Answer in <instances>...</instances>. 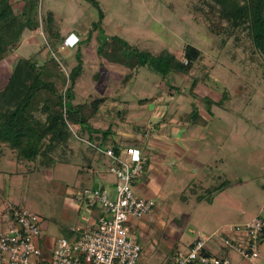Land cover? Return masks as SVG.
Returning a JSON list of instances; mask_svg holds the SVG:
<instances>
[{
    "label": "rangeland",
    "instance_id": "obj_1",
    "mask_svg": "<svg viewBox=\"0 0 264 264\" xmlns=\"http://www.w3.org/2000/svg\"><path fill=\"white\" fill-rule=\"evenodd\" d=\"M96 1L101 21L99 10L88 0H42L44 9L61 24L69 51L66 61L63 53L47 46L39 24L0 62V94L18 58H33L41 64L52 52L59 67L46 66V70L51 76L57 72L64 76V90L79 53L83 72L73 87L74 103L106 97L90 122L99 134L91 141L106 149L121 136L151 134L146 136L148 144L140 146L145 164L135 185L144 182L145 176L151 178L156 165L159 174L154 181L162 191L149 198L157 221L129 224L130 240L141 247L137 264L174 263L193 239L209 236L220 247L210 249V255L228 253L225 256L236 264L243 259L223 244V237L229 225L245 217L243 212L257 213L264 201V75L259 55L253 53L243 32L236 41L235 35L209 31L203 15L193 8L198 0ZM118 39L136 54L168 50L184 64V48L189 44L201 52V59L187 75L171 71L162 77L145 66L137 67L123 82L128 70L110 62L121 55V51L110 54L112 42ZM223 93L227 97L220 103ZM192 111H198L206 123L179 121ZM78 135L86 140L90 130H78ZM72 144L84 152L81 157L73 153L71 164L33 170L31 164L17 162L11 155L0 163V207L15 204L35 214L43 235L39 248L48 252L56 241L74 240L87 223L97 220L102 207L97 204L89 210V196L84 192L113 190L117 182L109 172L111 159L87 151L77 140ZM178 144L186 147L185 153L179 152ZM155 151L162 153L158 162ZM89 157L93 172L78 166Z\"/></svg>",
    "mask_w": 264,
    "mask_h": 264
},
{
    "label": "trees",
    "instance_id": "obj_2",
    "mask_svg": "<svg viewBox=\"0 0 264 264\" xmlns=\"http://www.w3.org/2000/svg\"><path fill=\"white\" fill-rule=\"evenodd\" d=\"M22 1L24 5L19 9L15 0H0V62L19 48L26 32L33 31L39 24L50 49L55 50L64 41L60 22L53 12L44 9L42 0ZM88 1L99 10L101 21L103 15L98 2ZM193 8L200 11L213 34L235 35L237 41L239 33H245L250 39L251 50L260 57L264 75V0H198ZM118 51H121V55L110 62L128 70L123 82L134 74L137 67L145 66H150L162 77L171 71L187 75L201 59V52L189 44L184 48L185 64L168 50L155 55L149 52L136 54L131 46L120 39L112 42L110 54ZM75 59L76 65L70 69L67 77L69 86L64 90V76L59 72L51 76V72L45 69L46 65L58 69L59 64L54 58H47L40 64L33 58L20 57L12 64L0 94V163L11 155L17 162L31 164L33 170L43 171L59 164H71L73 153L81 157L84 151L76 149L72 140L86 145L87 151H97L94 147H100L91 141L92 137H99L95 136L98 132L90 122L96 119L106 97L74 103L73 87L83 72L79 53ZM226 97V93H223L220 103ZM179 121L196 126L206 123L198 111L180 116ZM70 126L78 128L72 131ZM82 129L90 130V137L86 140L78 135V130ZM103 134L105 139L108 138L107 131ZM140 144L134 141L130 146L140 147ZM108 147L117 154L122 149L116 143ZM88 160L90 157L86 158L85 164L78 166L86 169L90 165ZM262 235L263 232L260 237Z\"/></svg>",
    "mask_w": 264,
    "mask_h": 264
},
{
    "label": "built area",
    "instance_id": "obj_3",
    "mask_svg": "<svg viewBox=\"0 0 264 264\" xmlns=\"http://www.w3.org/2000/svg\"><path fill=\"white\" fill-rule=\"evenodd\" d=\"M65 42L57 47V53L66 50ZM56 59V53L52 52ZM73 131V126H70ZM112 160L109 172L117 182L107 190H86L87 203L100 204L103 216L87 225L77 239L56 241L49 252L39 248L43 235L38 219L23 206L8 204L0 208V264H137L141 247L130 240L129 224L132 221L156 222L154 203L136 192L135 183L141 178L145 159L133 146L122 148L117 154L111 147H94ZM241 227H231L223 237V244L233 248L244 261L259 256V241L264 230L260 218L245 225V239L235 241L233 234ZM212 236L196 238L185 253L177 255L174 264H231L226 257L210 255Z\"/></svg>",
    "mask_w": 264,
    "mask_h": 264
},
{
    "label": "crops",
    "instance_id": "obj_4",
    "mask_svg": "<svg viewBox=\"0 0 264 264\" xmlns=\"http://www.w3.org/2000/svg\"><path fill=\"white\" fill-rule=\"evenodd\" d=\"M16 5H20L19 6V9L24 5V3H23V1L22 0H16ZM31 33H32V31L31 32H26L25 34H24V36L27 38H29L30 37V35H31ZM24 38V37H23ZM27 38V39H28ZM61 44V43H60ZM58 47V46H57ZM57 49V48H56ZM66 51V52H65ZM64 52H63V58L65 59V61H66V58L65 57H67L68 56V49H66ZM57 52V51H56ZM57 54H60V53H57ZM69 59V58H68ZM47 67H52V65H46ZM45 69H46V67H45ZM73 128L74 129H77L78 127L77 126H73ZM95 136H99V134H95ZM146 136H148V137H151V134L150 133H148L147 132V135L146 134H140V133H137V134H135V135H125V136H121L119 139L118 138H116V141L114 142V143H116V144H118L119 145V147L120 146H122L121 148H124L125 146H130V144H132V142H134V141H137V142H140L141 144H140V146H146L147 144H148V140L146 139L147 137ZM123 142H125V145H123ZM179 146V149H180V153H182L183 154V152L185 153L186 152V147L183 145V144H178ZM108 146H111L110 144H108ZM177 147V146H176ZM135 148L141 153V155L143 156V153H142V151H141V149H140V147H136L135 146ZM145 151V150H144ZM155 162H158V160H160L159 158V156H162V153L161 152H156L155 151ZM156 157H158V159H156ZM90 161V160H89ZM149 161L148 160H146V163H148ZM91 161H90V165L86 168V169H83V170H87L88 172H93V170L91 169ZM156 165H154V169H152L151 171H152V175H151V178H148V176L146 177L145 176V181L144 182H142V183H138V184H136L135 185V187H136V192L138 193V194H141L142 196H144V197H146V198H151L152 196H159L160 195V193H161V191H162V188L161 187H157L156 186V183H155V181H154V178L156 177L155 175H158L159 174V171H158V169H157V166L155 167ZM56 167V166H55ZM80 170V169H79ZM153 177V178H152ZM187 187H189V186H187ZM106 188V187H105ZM110 188V187H109ZM108 189V188H107ZM112 189H110V190H107V191H111ZM1 193V192H0ZM0 198H3V196L0 194ZM264 200V199H263ZM97 206V204H95V205H93V207H91V206H87L86 205V207L89 209V210H93V209H95V207ZM0 208H2V207H0ZM74 211L78 214L79 213V211L78 210H75L74 209ZM243 214H244V216L245 217H241L240 218V220H239V223H236V224H232V225H229V227L231 228V227H234V226H239V227H241V230L239 231V232H237L236 234H233V237H234V239H236V241L237 240H242V239H245V231H244V229H243V226H244V224H246L251 218H253V217H258V218H260L263 222H264V201H263V204L261 205L260 204V207H259V211L257 212V213H253L252 215L251 214H249V215H247L245 212H243ZM99 216H97V218L98 217H100V216H103L104 215V213H103V209L101 208V211H100V213L98 214ZM96 220V219H95ZM94 220V221H95ZM246 220V221H245ZM94 221H92V222H89V223H87V225H89V224H93L94 223ZM241 221V222H240ZM1 222V221H0ZM1 225H2V228H1V230L4 228V225H3V223L1 222ZM140 225V224H139ZM140 228L142 229V228H144V226H143V224L141 223V225H140ZM229 228V229H230ZM0 230V231H1ZM229 231V230H228ZM73 237H75V235H73ZM79 237V234L78 235H76V237L74 238V240L75 239H77ZM196 239V238H195ZM195 239H193L191 242H190V244H189V246L192 244V242L195 240ZM209 246H210V248L211 249H215V250H217V249H219L220 250V247H219V245H217V244H215L213 241L209 244ZM258 251H259V256H258V258H256L255 260H253V261H250V262H248V261H244V260H241V261H236V264H264V231H263V235H262V237H260V241H259V247H258ZM222 254V257H226V258H228L229 259V257L228 256H225V255H227L228 253H225V252H222L221 253ZM230 260V259H229Z\"/></svg>",
    "mask_w": 264,
    "mask_h": 264
}]
</instances>
